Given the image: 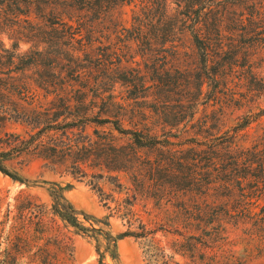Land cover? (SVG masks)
<instances>
[{
  "label": "rangeland",
  "instance_id": "374dc122",
  "mask_svg": "<svg viewBox=\"0 0 264 264\" xmlns=\"http://www.w3.org/2000/svg\"><path fill=\"white\" fill-rule=\"evenodd\" d=\"M0 1V168L24 179L0 172V264H65L64 237L72 264H99L98 244L105 264L148 263L143 239H121L113 258L103 235L63 222L53 183L70 185L76 209L100 220L80 216L85 227L114 236L127 229L118 204L135 194V217L184 234L156 236L179 264H264L259 162L234 169L225 153L207 159L194 143L138 147L111 124L80 122L109 117L161 140L205 141L264 110V0H105L101 14L60 0L46 6L65 23L55 25L35 7L15 17L11 0ZM203 1L206 63L186 28ZM256 144L264 162V115L231 152ZM189 236L194 249H182Z\"/></svg>",
  "mask_w": 264,
  "mask_h": 264
},
{
  "label": "trees",
  "instance_id": "16d2710c",
  "mask_svg": "<svg viewBox=\"0 0 264 264\" xmlns=\"http://www.w3.org/2000/svg\"><path fill=\"white\" fill-rule=\"evenodd\" d=\"M60 0H11V14H13L15 17H18L19 14H30V8L35 7L36 10V18L45 22L46 24H65L59 22L58 17H48L46 13V6L48 4H55L56 2H59ZM69 1L71 6H78L80 9L88 8V9H99L96 10L97 13L101 14L103 12H107V8L109 9L108 5H105V0H65ZM96 1V2H95ZM115 3L128 1L131 2L132 0H114ZM2 1H0V4ZM26 5L28 7V10H23L20 5ZM207 4L206 1H203L200 3V6L195 9L193 12L196 14V18L193 20V22L186 26V28L190 31V35L192 37V40L194 44L201 50L203 61L206 63L209 56H211V52H213L212 49H210V37H201L199 35V32L196 29V24L199 22V12L202 8H204V5ZM189 6V5H188ZM185 16L189 17L190 14L186 13ZM186 22V21H185ZM175 25L172 24V29L170 35H175ZM72 38L76 33L70 32ZM85 55H88L86 53ZM127 82H133L132 80H127ZM135 88H137V85H134ZM264 115V110H261L258 113H254L252 115H248L243 118L241 122H238L234 126L230 127L229 129L225 130L219 135H215L205 141L197 140L195 138L193 139H186L184 141L179 142H172L170 139L161 140L157 136L153 135H147L143 133L142 131L132 130V129H126L123 128L118 121L113 120L109 117H100V116H93V117H85L84 120L80 121L82 124H87V122H94L97 125H105V124H111L115 130L119 131L123 134H129L132 136L134 143L138 147H154L157 145L168 147L171 152H175L174 148L177 146H181L183 144L194 143L198 146H203V152L206 154L207 159L211 158L213 154L216 153H225L228 156L229 161L227 162L226 166H231L234 169H237L241 164L247 165L250 168L255 162H259L258 169L263 173L264 172V162H263V150L259 148V144H256L252 146L251 148H245L242 149V154L239 153V155H235L231 152V149L234 145H236V140L240 136L241 132L252 122H255L260 117ZM52 128V127H51ZM58 127H53L52 129H56ZM169 137V136H167ZM211 155V156H210ZM0 172L10 176L13 180H18L23 182L24 179L15 173L10 172L5 167L0 168ZM256 178L258 175H254ZM258 181V180H257ZM68 187H62L61 185L57 183H53L50 190V195L53 199V205L52 210L55 215L59 216V218L77 228L79 231L87 232V231H93L95 233H98V236L95 235L96 240H99V236L103 235L104 239L107 241V251L111 252V256L113 258H117L118 256V242L125 238V237H134L136 239H143L146 243V254L148 256V263L147 264H179L175 258L174 255L169 253L165 247H163L160 244V240L157 239V234L159 232L162 233H172L177 234L179 236H183L184 234L181 233L180 230L171 231L168 229V226L163 224L155 225L154 227H148L147 224L143 223L139 218L135 217V214L133 212L132 207L135 206V200L136 195L132 194V199L127 198L124 199L122 203L118 204L117 211H121V208L123 207L124 210H127L128 213L125 215L126 218V224L127 229L123 232L119 233L118 235L114 236L110 231H104L102 228H88L85 227L82 222L80 221L79 217L83 216L84 220H92L95 222H100L99 219L87 215L86 213L82 211H78L74 204L66 197L65 191ZM101 190V189H100ZM122 208V210H123ZM138 222V224H136ZM106 225H109V223H105ZM194 236L185 237L186 240H188L187 244H181L180 247L187 250H193L196 243H193L195 241ZM61 243L63 245L60 246L62 254L64 255L65 264H72L68 261L67 258L72 259L73 258V251L69 247L66 237H64L61 240ZM186 246V247H185ZM97 252L99 254V264H105L103 262L104 254L100 251V245H97ZM14 258V256H13ZM15 260V259H13ZM11 261V264L14 261ZM44 264H53L52 262L48 261L47 259L43 260Z\"/></svg>",
  "mask_w": 264,
  "mask_h": 264
}]
</instances>
